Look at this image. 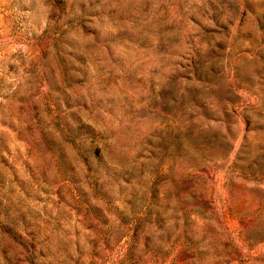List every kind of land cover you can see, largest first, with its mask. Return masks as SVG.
I'll return each instance as SVG.
<instances>
[{
	"label": "rangeland",
	"instance_id": "obj_1",
	"mask_svg": "<svg viewBox=\"0 0 264 264\" xmlns=\"http://www.w3.org/2000/svg\"><path fill=\"white\" fill-rule=\"evenodd\" d=\"M0 264H264V0H0Z\"/></svg>",
	"mask_w": 264,
	"mask_h": 264
}]
</instances>
